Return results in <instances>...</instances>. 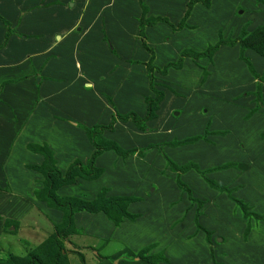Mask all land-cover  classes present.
<instances>
[{
  "label": "rangeland",
  "instance_id": "1",
  "mask_svg": "<svg viewBox=\"0 0 264 264\" xmlns=\"http://www.w3.org/2000/svg\"><path fill=\"white\" fill-rule=\"evenodd\" d=\"M188 1L90 0V15H93L92 9L100 5L105 7L94 20L89 33L79 36L74 32L67 39V47H63L64 41L57 46V55L61 53L63 57L52 64H69V55L80 64L87 54L95 71L104 72V75L107 69L113 68V74L118 75L124 66L120 64L125 60L137 61L135 66H139L143 54L147 55L146 62L152 55L151 79L146 72V62L141 63L144 71L141 72L138 67L141 73L136 75L137 78L138 74L140 77L142 75L146 80L147 95L141 94L136 99L134 95L140 90L136 88L138 91L128 92V82L122 88L123 94L115 96L117 100L114 105L110 97L113 91L111 78L101 82L100 88L105 90L102 98L115 114L118 111L121 115L134 113L141 116L146 108L144 99H152L154 95L150 82L162 93L154 119L144 123V132L136 129L130 121H117L120 125L116 126L115 134L112 131L102 133V137L109 141L116 135L117 141L124 146L114 143L122 150H140L147 145L154 148L142 157L128 155L122 158L111 151L103 152L93 167L109 171L112 159L124 162L113 172L115 178L109 180L111 183H107L105 178L91 183L92 180L75 176L72 184L55 190V195L62 200L72 198L88 204L96 201L98 205L105 204L109 197L132 198L124 212L133 216V220L118 215L113 209L107 217L101 212L92 216L77 215L78 233L63 238L57 236L67 264H113L118 256L130 264H147L140 258L157 264H264V176L261 177L264 170V59L251 50L241 51L238 44V39L257 27H264V0H207L206 4L199 0L182 21ZM47 2L44 0L43 5ZM56 2L62 4L60 0ZM56 17L55 23L44 19L48 22L44 30L51 33L65 28V21L69 19L58 14ZM157 18L166 22L144 26L141 37L139 22H152ZM88 20L91 21L86 16L84 22ZM181 22L183 27L178 29ZM73 39L79 43L75 51L71 50ZM233 41V45L228 44ZM219 42L225 44L217 47L209 57H182L177 69L171 66L165 68L177 63L182 51L202 53ZM61 49L65 51L58 52ZM164 68L165 74L161 75L159 71ZM251 71L257 76L256 80ZM83 74L87 73L83 71ZM98 79H93V85L89 86L93 89H87L88 92L95 93ZM260 79L258 101L255 91L256 81ZM121 80L123 84L125 77ZM136 81L135 86L138 85ZM228 84L237 86L238 91L233 95L228 94L225 86ZM130 87H133V83ZM39 103L38 107L43 113L50 111L45 101ZM4 104L13 105L14 109L21 107L22 111L29 103L9 97L5 98ZM134 104L137 109L132 111L131 105ZM15 115L23 117V114ZM67 121L63 122L66 125L76 124ZM96 123L94 120L90 126ZM76 127L82 126L77 123ZM57 130L63 135L60 134V137L67 146L71 139L69 132L64 128ZM46 131L49 135L55 129L50 126ZM20 132L30 140L36 139L27 135L24 129ZM14 135L0 126V142L3 143L0 145V160L6 157L10 139ZM23 136L12 144V151L21 150ZM124 136L132 146H139L124 143ZM30 145L26 144L25 148L27 146L28 149ZM73 148L69 150L72 155L63 152V146L55 149L58 150L56 168L66 169L75 160L84 163L91 155L84 145ZM76 155H80L77 157L80 159H76ZM167 161L178 168L187 167V171L178 173ZM21 168L29 169L24 165ZM10 173L14 174V184L20 189L17 192L23 193L22 196L27 195L26 210L31 226L24 224L23 231L18 234L19 228L13 223H1L0 220L3 230L0 236V260L8 255L23 256L36 247L42 248V243L57 233L55 226L62 219V214L51 213L50 207L37 198L36 193L43 188L41 175L30 177L36 188L33 193H24V187L30 184L25 174L16 175L14 169ZM176 180L190 193L178 187ZM209 183L222 187L225 192ZM6 184L10 185V181L0 185V195H14L10 191L8 193ZM7 198L0 196V214L6 215L10 209V215L17 216V198L13 196L11 202ZM4 209L7 211L2 212ZM252 215L263 217L255 219ZM25 219H28V215ZM10 226H14V229L11 230ZM121 250H125V253L118 255ZM78 255L82 256L83 263ZM124 261L121 264H125ZM115 264H120V261Z\"/></svg>",
  "mask_w": 264,
  "mask_h": 264
},
{
  "label": "crops",
  "instance_id": "2",
  "mask_svg": "<svg viewBox=\"0 0 264 264\" xmlns=\"http://www.w3.org/2000/svg\"><path fill=\"white\" fill-rule=\"evenodd\" d=\"M43 1L44 0H0V18L8 24L9 30L11 31V34L7 37L4 45L1 47L4 42L5 28L0 22V126L5 128L6 131L15 133L14 137L10 139V145L7 149L9 151L7 153L4 152V154L6 153V157L0 160V176L2 178L0 180V185L6 181H10V185L6 184V186L8 187V193L10 191V194L14 195H7V193H3L0 196H4L6 198L8 197L7 199L9 202H11V200H13V196H15L17 198L16 200L19 202V216L10 215L11 210L8 209L7 211L4 209L2 212L7 211V214L3 216L0 214V220L1 223L3 221L13 223L14 226L19 228L18 234L23 231L22 227L24 224H26V227L31 226V220L29 218V213L26 210L25 198L27 195L22 196L23 193L17 192L20 191V189H18L17 185L14 184L16 180H14V174L10 173V170L14 169L16 175L19 176L25 174L26 179L30 182V184L27 187H24V193H33L32 191L36 188V186L34 185V182L29 179L39 173L31 169V167L38 166L42 162L41 156L29 151L27 146L25 148V145L30 143L36 146H46L52 152L55 166L58 163L56 158V152L58 150L55 149H60L62 146L63 149L67 151L61 150L68 155H72L69 154V150L75 149L73 148L74 146L79 147L80 144L86 146L87 151L92 153L93 148L88 143L84 132L72 124L68 123V125H66L63 121H67L68 119V121L76 124L78 123L85 128L91 127L90 125H92L94 120L97 122L95 125H107L114 111L111 106L107 105L105 98H102V92L105 90H102L100 86L102 85V81L109 80L110 78L113 85V91L111 92L110 97L113 102L112 104L114 105L117 100L115 99V96L120 93L123 94L122 88L128 82L130 86L133 83V87L129 86L128 92L138 91L136 88L140 90L134 95L136 99H138L141 94L147 95L148 93L144 77L142 75L140 77L139 74L138 78L136 77L137 73L140 72L139 70L143 69L141 63L146 62L145 59L147 58V55L144 54V58H142L143 61L141 60L142 62L139 66H135L137 61L132 60L129 62L128 60H125L123 62V59L121 58V63H123L120 65L123 66L124 64V66L121 68L118 75L113 74V71H115L114 68L107 69L105 71V75L103 74L104 72L99 73L95 71V68L93 67L94 65L90 61V55L87 54L81 60L80 64L77 60L73 61L71 55H69V64H52L53 62H59L63 57L61 53L60 55H57L56 49L58 44L64 41L63 47H67V39H69L74 32H77V35L79 36L88 34L90 29L93 27L92 24L94 23V20L97 18L105 5H100L98 8H94V10L92 9L91 12L93 15H90L88 14V5L90 0H60L62 4H57L56 0H47L48 2L44 5ZM41 14L45 15L42 17ZM57 14L60 16L64 15V17L69 19L65 21V28L62 30H53L51 33L50 30H44V28L48 25V22L44 21V19L55 23ZM86 16H88V19H91V21L88 20L87 22H84V18ZM73 41L71 42V50L75 51V46L79 43L76 42L77 40ZM63 51H65V49H61L58 52ZM113 52H115V50ZM113 55L117 57L120 56L119 53H113ZM126 61H128V65ZM120 65L119 67H121ZM116 69H118V71L120 70V68ZM83 71L87 74L84 75ZM143 71L144 70L141 72ZM106 72H108V74H106ZM111 74L114 76L111 77ZM100 75L102 76L100 77ZM123 76L125 77V80L124 83L121 84L123 82L121 80ZM93 79H98V86H96L98 88L97 90H94L95 93L87 91V89H93L92 87H89L90 85H93ZM135 80H137L136 82L138 84L136 86L134 85ZM229 84L228 86L225 85L227 87L226 92L233 95L239 88L233 85L229 86ZM85 85L87 88H85ZM45 87H49L51 89ZM9 97L18 100L19 102L28 101L29 104L27 108L22 111L21 107L19 109H14L13 105H3L5 98L9 99ZM231 100H233V98H231ZM41 101H45L47 109L50 110L49 112L43 113L39 109L38 104L40 105L39 102ZM136 101L137 100H135V103ZM131 107L132 111L137 109L136 104L131 105ZM89 110L90 113L88 112ZM15 113L23 114V117L18 118ZM117 113L121 114L118 111ZM144 113L145 112L143 111L141 116H143ZM128 124L130 126V123ZM118 125H120L118 122L113 125V134H115V129ZM50 126H52V129H55V132H50L48 135L46 128H49ZM22 127L26 131L27 135H31V137L36 139L30 140L26 136H23L20 132L23 130L21 129ZM59 128H64L69 132L68 134L71 139L67 142V146L64 145V139L60 137L61 133L57 130ZM22 136L23 139L20 143L21 150L19 152L12 151V144L18 140L17 138H21ZM61 136L63 135L61 134ZM111 139L113 142L117 143L118 146H124L117 141L118 139L116 135ZM123 142L132 146L128 139H126V136H124ZM2 144L3 143L1 141L0 145ZM137 146L139 145L132 147ZM78 156L80 155L75 156L76 159H80L77 158ZM99 156L94 159L93 164L97 161ZM112 162L113 164H111L109 171L106 170V168L94 167L102 170L100 175L95 179L96 181L99 178H105L107 183H111L109 180L115 178V174H113V172L117 171V168L124 163L120 160L113 161V159ZM23 165L28 166L29 169L26 168L25 170H22L21 167ZM59 168L60 169L57 168V170L61 174H64L68 167L66 169L65 167ZM262 171L263 173L261 172V177L264 176V170ZM261 177L259 176L258 179ZM95 180H92L91 183ZM252 183H255V181ZM15 190L16 192H14ZM6 204L7 203L5 202V205ZM49 211L54 214H62L60 211L51 207L49 208ZM26 215H28V219H25ZM1 216L3 218H1ZM18 218L21 221L17 220ZM18 222L20 223L19 226ZM14 226H10V229H14ZM2 232L3 230L0 227V236ZM121 253H125V250L119 251L118 255ZM19 256L22 255L20 254ZM103 260H105V258H103ZM116 261H120L121 264V261L124 260L118 256V259L114 260L113 264H115ZM124 263L130 264L127 263V261H124Z\"/></svg>",
  "mask_w": 264,
  "mask_h": 264
},
{
  "label": "trees",
  "instance_id": "3",
  "mask_svg": "<svg viewBox=\"0 0 264 264\" xmlns=\"http://www.w3.org/2000/svg\"><path fill=\"white\" fill-rule=\"evenodd\" d=\"M199 2V0H189L186 4V11L183 15V20H185L188 16V13L192 7V5ZM203 4L207 3V0H201ZM0 22L5 28V34H4V42L2 43L1 47L4 45L5 40L7 37L11 34V31L9 30L8 24L3 21L0 18ZM157 22H166L165 19L157 18L155 21H140L139 22V28H140V36L142 37V30L144 26H152L153 24ZM183 27V23H179L178 29H181ZM233 42H229V45H233ZM225 42H219L213 46L207 47L202 53H196L193 50H187L182 51L180 54V57L177 60V63L172 65H167L166 67H173L178 68L180 65V61L182 57H189L193 59L202 58V57H209L211 56L216 50L217 47L220 45H224ZM238 44L240 50H251L254 53H256L258 56H260L262 59H264V27H257L254 29L251 33L244 36L243 38L238 39ZM142 46L143 43H142ZM151 54L150 52H148ZM151 59L152 55L150 56L149 60L145 63L146 72L148 73L149 79H151V71L153 68L151 67ZM249 72H250V66H248ZM165 68L162 69L160 72L161 75L165 74ZM251 73L255 77H257L253 71ZM250 73V74H251ZM263 78V77H262ZM256 80V79H255ZM262 81L260 79L257 82V88L255 91L256 100L259 101V82ZM150 89L153 90V98H145L144 102L146 104L145 113L143 116H138L134 113H126V114H118L116 112L113 113L110 117V121L106 126L101 125H94L90 129L80 127L88 141V143L92 146L93 152L91 153V156L84 161V163L75 160L72 162L64 174H61L54 163L52 152L46 147V146H36V145H30L28 146L29 151L38 154L42 158V162L38 166H33L31 169L38 172L42 178H43V188L39 191L37 194V198L40 201L45 202L49 207L56 209L62 213V221L55 226V230L57 233L52 238H47L42 244V248L40 249H32L29 252H26L23 256H17V255H8L5 256L3 259L0 260V264H67L66 255L63 251V246L61 242L57 239V236H60V238H63L67 235L76 234L79 231V223H77V215L81 214H87V215H94L95 213L98 214V212H101L103 215H109L112 209L114 211L118 212V215H124L127 216V218L132 219L128 214L124 212V208L128 203L132 201V198L128 197H109L107 201H105V204H96V202L92 203H81L77 200H74L72 198L62 200L59 197L55 195V190L61 186L72 184L73 179L75 176L82 178L84 180H95L101 173V170L96 169L93 167L94 159L106 151H111L115 155L125 158L128 155H137L139 157H142L145 153L150 151L152 146L147 145L145 148L140 150H122L119 148L113 141L105 140L102 137L103 131H113V125L115 122H126L130 121L136 129H138L141 132L145 131L144 123L154 119L155 117V111L157 110V105L161 101L162 93L161 91H157L153 85H151L150 82ZM74 126H77V124H74ZM79 128V127H78ZM159 148V147H158ZM168 164H170L173 168H176L175 170L178 173H183L187 171V167H175L170 161H167ZM194 168V167H191ZM177 181L178 187L183 189L186 193H190V190L186 188L179 180ZM211 185V183H209ZM215 189L225 192V189L222 187H216L215 185H211ZM189 196V195H188ZM244 209V207L242 206ZM246 215V214H245ZM244 215V216H245ZM255 219L262 218L263 216H256L252 215ZM107 217V216H106ZM108 219V218H107ZM109 222H112L113 220H108ZM76 232V233H75ZM208 235V234H207ZM48 240V242H47ZM47 242V243H46ZM48 243L50 245H48ZM39 247V246H38ZM36 249V250H35ZM49 250V252H48ZM44 251V253H42ZM79 258V261L83 263V258L81 255L77 256ZM102 260V258H101ZM139 260H142L146 262L147 264H157L154 262H148L144 258H140ZM164 261L163 259L161 260Z\"/></svg>",
  "mask_w": 264,
  "mask_h": 264
}]
</instances>
